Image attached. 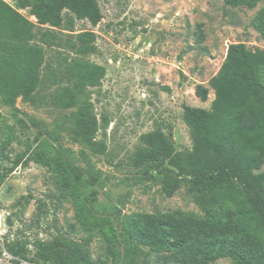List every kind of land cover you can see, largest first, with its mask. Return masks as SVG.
<instances>
[{
  "label": "rangeland",
  "instance_id": "rangeland-1",
  "mask_svg": "<svg viewBox=\"0 0 264 264\" xmlns=\"http://www.w3.org/2000/svg\"><path fill=\"white\" fill-rule=\"evenodd\" d=\"M3 1L35 26L30 44L42 48L44 63L32 101L0 103L3 165L21 160L0 184V264H35L33 243L54 238L78 245L95 264H156L168 251L130 237L137 217L203 220L206 213L184 187L166 197L158 172L135 166L140 136L160 129L175 151L191 150L183 107L211 108L208 82L229 45L264 50L252 25L264 1L250 9L224 0H96L98 24L63 10L57 27L38 24L17 0ZM6 42L0 75L8 77L15 70L3 59L20 51ZM197 85L208 88L205 101ZM227 211L218 218L230 219ZM14 243L23 258L7 251Z\"/></svg>",
  "mask_w": 264,
  "mask_h": 264
},
{
  "label": "trees",
  "instance_id": "trees-1",
  "mask_svg": "<svg viewBox=\"0 0 264 264\" xmlns=\"http://www.w3.org/2000/svg\"><path fill=\"white\" fill-rule=\"evenodd\" d=\"M224 1L251 9L264 0ZM17 3L20 8L30 7L38 24L51 27L60 25L63 10L92 26L102 18L96 0ZM252 25L264 40V7L253 17ZM34 27L0 0V40L14 42L20 51L3 59L5 67L11 65L15 70L13 76L0 75L3 105H13L18 97L32 101L40 83L44 54L37 43L30 44L37 37ZM49 33L45 29L41 40ZM208 87L214 92L210 109L183 107L190 151H175L162 130L155 129L140 136L142 147L133 157L135 166L158 172L166 197L184 187L206 213L205 218L137 217L129 235L153 252L168 251L156 257V264H212L225 257H230L232 264H264V173L257 172L264 164V50L251 52L241 43L229 45ZM195 94L205 101L208 88L197 85ZM5 146H0V184L21 163L16 158L10 166L3 165ZM228 208L233 209L230 219H219L228 215ZM33 249L35 264H95L78 245L59 238L37 240ZM7 251L24 257V248L18 243L8 245Z\"/></svg>",
  "mask_w": 264,
  "mask_h": 264
}]
</instances>
